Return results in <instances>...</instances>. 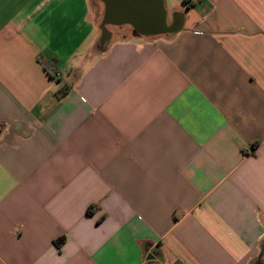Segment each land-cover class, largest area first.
<instances>
[{"label": "crops", "instance_id": "1", "mask_svg": "<svg viewBox=\"0 0 264 264\" xmlns=\"http://www.w3.org/2000/svg\"><path fill=\"white\" fill-rule=\"evenodd\" d=\"M179 1L103 44L92 0H0V264L260 253L264 0Z\"/></svg>", "mask_w": 264, "mask_h": 264}, {"label": "water", "instance_id": "2", "mask_svg": "<svg viewBox=\"0 0 264 264\" xmlns=\"http://www.w3.org/2000/svg\"><path fill=\"white\" fill-rule=\"evenodd\" d=\"M104 10L100 23L101 40L110 37L108 25H128L139 36H157L175 31L167 25L164 0H99Z\"/></svg>", "mask_w": 264, "mask_h": 264}, {"label": "rangeland", "instance_id": "3", "mask_svg": "<svg viewBox=\"0 0 264 264\" xmlns=\"http://www.w3.org/2000/svg\"><path fill=\"white\" fill-rule=\"evenodd\" d=\"M174 0H164L165 3V9L168 13V18L171 20V18L174 16V14H176V11L173 12L172 10V4H173ZM92 3H96L97 5H103L99 2V0H92ZM183 3H185L184 1L180 0L178 2V6L183 5ZM102 9V7H101ZM99 21H101V17L99 18ZM110 30V32H112V36L115 35L117 37H131L133 35L139 36L138 34L133 33V30L130 26L128 25H121V26H116V25H108L107 26ZM258 257H255L254 260L258 259L262 264H264V241L261 244L260 247V254L257 255ZM253 260V261H254Z\"/></svg>", "mask_w": 264, "mask_h": 264}, {"label": "trees", "instance_id": "4", "mask_svg": "<svg viewBox=\"0 0 264 264\" xmlns=\"http://www.w3.org/2000/svg\"><path fill=\"white\" fill-rule=\"evenodd\" d=\"M184 2H186V0H184ZM58 92H59V93H63V89L61 88ZM90 212H91V211L88 210V213H90ZM62 242H63V239L60 238L59 240L55 241V244H56L57 247H60L61 244H62ZM259 254H260V253H259ZM257 257H258V256H257ZM258 258H259V257H258ZM251 264H262V263H261L258 259H256V260L252 261Z\"/></svg>", "mask_w": 264, "mask_h": 264}, {"label": "built area", "instance_id": "5", "mask_svg": "<svg viewBox=\"0 0 264 264\" xmlns=\"http://www.w3.org/2000/svg\"><path fill=\"white\" fill-rule=\"evenodd\" d=\"M2 126V123L0 122V127Z\"/></svg>", "mask_w": 264, "mask_h": 264}, {"label": "flooded vegetation", "instance_id": "6", "mask_svg": "<svg viewBox=\"0 0 264 264\" xmlns=\"http://www.w3.org/2000/svg\"><path fill=\"white\" fill-rule=\"evenodd\" d=\"M133 33H135L134 31H133ZM136 34V33H135Z\"/></svg>", "mask_w": 264, "mask_h": 264}]
</instances>
